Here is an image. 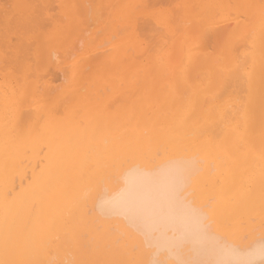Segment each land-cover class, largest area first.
<instances>
[{
    "label": "bare ground",
    "instance_id": "bare-ground-1",
    "mask_svg": "<svg viewBox=\"0 0 264 264\" xmlns=\"http://www.w3.org/2000/svg\"><path fill=\"white\" fill-rule=\"evenodd\" d=\"M173 1L0 0V264H264V0Z\"/></svg>",
    "mask_w": 264,
    "mask_h": 264
},
{
    "label": "rangeland",
    "instance_id": "rangeland-1",
    "mask_svg": "<svg viewBox=\"0 0 264 264\" xmlns=\"http://www.w3.org/2000/svg\"><path fill=\"white\" fill-rule=\"evenodd\" d=\"M175 2H176V0H174ZM174 1H173V3H172V5H169L168 6V8L170 7V6H172L173 7V4H174ZM178 1V0H177ZM179 2V1H178ZM178 2L176 3V4H178ZM163 4V3H162ZM161 4V2L159 3V4H157L156 5V7L158 8V7H160V8H163V9H166V5H167V3L165 4V5H162ZM176 4H174V6L176 5ZM171 7V8H172ZM174 8V7H173ZM98 24H100V22H97L94 26H92V28H97V25ZM178 24V23H177ZM181 26V25H180ZM103 31V32H102ZM107 32V33H106ZM109 31H105L104 32V30H101V31H96V32H94V35H95V33H96V37L98 38V39H101V38H103V37H107V35L109 34L108 33ZM99 33V34H98ZM177 36H181V35H179V34H177ZM176 36V38H179V37H177ZM150 41H152V40H150ZM172 42H173V40H172ZM75 43V42H74ZM149 44H153V42H151V43H149ZM157 45V44H156ZM165 45V46H164ZM152 46V45H151ZM157 46H161V47H163V48H160V52H159V55H158V57H157V59H158V62H165L164 63V65H168L169 66V63H167V61L168 60H170V59H172V57H173V54H172V47H171V44H170V42L169 43H167V44H164V43H160V45H157ZM157 46H154V47H157ZM180 47H182L181 45H180ZM157 48H159V47H157ZM154 49H156V48H153L152 49V51L151 52H153L154 51ZM213 51V49H211V48H209V49H207V52H209L210 53V55L213 53L212 52ZM170 52V53H169ZM183 52H184V55H185V48H183L182 50H181V54L183 55ZM167 53H169V57H170V59L168 58V60H167V57H166V54ZM212 56V55H211ZM214 58V57H213ZM217 58H214L213 60H216ZM150 63V62H149ZM151 64V63H150ZM151 65H153V64H151ZM167 66V67H168ZM165 67V66H164ZM170 68V67H169ZM163 69V68H162ZM160 67H158V68H156V70H158V73H159V75H163L162 73H164V71L166 72V70H162ZM192 69H194V68H192ZM161 71H162V73H161ZM118 72H119V75H125V73H122V72H120V70H118ZM195 74H198V72H196V71H193ZM165 74V73H164ZM198 75H200V74H198ZM198 75H196V77L198 76ZM138 78H141L140 76H135L133 79H132V81H134L135 82V85L138 87V85H139V82L141 81V79H139L138 80ZM197 78H200V76H198ZM138 80V81H137ZM120 81V83H121V81H122V79H120L119 80ZM138 82V83H137ZM141 83V82H140ZM120 86H122V84L120 85ZM137 100H139V101H137ZM135 102H137V103H139L141 106H142V104H141V101H142V99H140V98H138ZM154 102H156L155 104H157L158 102V104H157V106L155 105V104H153V105H155V106H150V108L148 109V106H149V103H145V104H143V109H142V111H145L144 113L146 114V116L147 117H150L152 114H154L156 111H160L162 108H164V106L163 105H165V104H163L162 105V101H154ZM160 102H162V103H160ZM165 103V102H164ZM153 108V109H152ZM147 110H148V112H147ZM156 110V111H155ZM151 111V112H150ZM147 112V113H146ZM149 113V114H148ZM157 126L158 127H160L158 124H157ZM155 127V126H154ZM157 127V128H158ZM156 128V129H157ZM159 129V128H158ZM254 150V149H253ZM184 153H186V152H184ZM200 155V156H199ZM199 156V158H202V160H204L203 161V164H204V166H205V164L207 163H210L211 162V165L212 166H214V167H217V168H214L213 169V171H212V173L216 176V180H218L217 182H219V184L221 183V180L219 181V179L222 177V172L221 173H219L220 171H222V163L225 161V158L224 159H222V158H216V160H215V158H208L207 159V157H205L204 155H202V154H197V157ZM217 162H220L221 163V166L220 167H218V164H217ZM207 164H206V166H207ZM254 165V164H253ZM219 168V169H218ZM218 169V170H217ZM191 187H193V182L191 183ZM195 191H196V188H193ZM206 196H203V194L202 195H200L199 196V198L197 199V200H199V201H201L202 203H204V202H206L207 201V199L205 198ZM217 200V199H216ZM208 202V205H213L214 203H215V201L214 200H210V201H207ZM207 205V206H208ZM240 216H242L240 213H239V215H237V213L236 214H234L233 216H232V218H229V223L228 224H230V226L229 225H227V224H225V225H227L228 226V232H229V235H232V236H239V237H241V234H246L248 231L246 230V228H245V225H244V223L246 222V220H247V218L246 219H244V220H241L242 218L240 217ZM237 217V218H236ZM238 222H237V221ZM240 220V221H239ZM244 221V222H243ZM232 222V223H231ZM235 222H237V223H235ZM251 223H259V221H257V220H252V221H250ZM249 222V223H250ZM235 223V224H234ZM240 223V224H239ZM261 223V222H260ZM222 224V223H221ZM218 228L219 229H221V225L219 224V226H218ZM232 229V230H231ZM263 229H264V223H263V225L262 226H260L259 227V229L257 230L258 232H263ZM235 231V232H234ZM230 232H231V234H230ZM237 233H239V234H237ZM133 242V241H132Z\"/></svg>",
    "mask_w": 264,
    "mask_h": 264
},
{
    "label": "snow or ice",
    "instance_id": "snow-or-ice-1",
    "mask_svg": "<svg viewBox=\"0 0 264 264\" xmlns=\"http://www.w3.org/2000/svg\"><path fill=\"white\" fill-rule=\"evenodd\" d=\"M200 221H201V226L204 228V229H208L210 230L211 229V224L207 221V217L205 216H200ZM150 243L149 241L146 240V244ZM223 244L227 245L228 242L225 240V241H222ZM181 264H185V262H181ZM240 264H252L251 261H243V262H240Z\"/></svg>",
    "mask_w": 264,
    "mask_h": 264
}]
</instances>
